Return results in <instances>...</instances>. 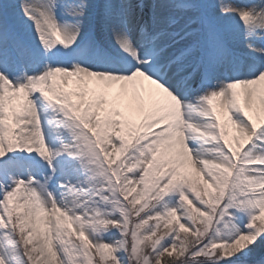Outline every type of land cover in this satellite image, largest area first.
Listing matches in <instances>:
<instances>
[{"label": "snow or ice", "instance_id": "6c2138e0", "mask_svg": "<svg viewBox=\"0 0 264 264\" xmlns=\"http://www.w3.org/2000/svg\"><path fill=\"white\" fill-rule=\"evenodd\" d=\"M264 0H0V264H264Z\"/></svg>", "mask_w": 264, "mask_h": 264}, {"label": "rangeland", "instance_id": "374dc122", "mask_svg": "<svg viewBox=\"0 0 264 264\" xmlns=\"http://www.w3.org/2000/svg\"><path fill=\"white\" fill-rule=\"evenodd\" d=\"M259 253V254H257ZM264 256V246H261V247H257L255 250H254V254L252 256V260H257L259 259L260 257Z\"/></svg>", "mask_w": 264, "mask_h": 264}]
</instances>
